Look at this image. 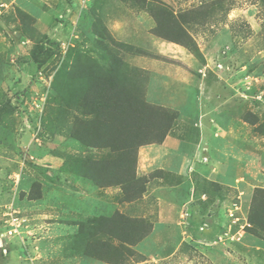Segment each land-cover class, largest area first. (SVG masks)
Instances as JSON below:
<instances>
[{"label": "rangeland", "instance_id": "obj_1", "mask_svg": "<svg viewBox=\"0 0 264 264\" xmlns=\"http://www.w3.org/2000/svg\"><path fill=\"white\" fill-rule=\"evenodd\" d=\"M0 264H264V0H0Z\"/></svg>", "mask_w": 264, "mask_h": 264}, {"label": "trees", "instance_id": "obj_2", "mask_svg": "<svg viewBox=\"0 0 264 264\" xmlns=\"http://www.w3.org/2000/svg\"><path fill=\"white\" fill-rule=\"evenodd\" d=\"M31 57L39 66L44 63L43 61H38L35 58L34 54H32ZM105 89L106 87H103V90ZM121 91L125 92L124 89H122ZM156 110H158L157 107L147 106V104H145L139 96L130 95L127 97H123L122 95H120L113 101L111 105H105L104 118L107 117L105 121L107 130L104 135V141L107 145L106 147L114 145V131L111 129V127H114L115 124H120L124 126L125 129L127 127V133H123L124 140L121 143V149L118 150L119 152H122L124 158H127L129 154H132V158L128 157L127 162L125 163V165H123V170L120 172L121 178L118 183L122 184L123 186L141 180H135V177L131 172L135 167L137 148L147 144L160 143L169 128V123L163 125L167 119V115L164 114L162 110ZM150 112L154 121L158 117H161L164 122L160 124L157 123V127L154 126L149 117ZM160 128L163 129L162 132L159 133ZM154 129H156V132L153 131ZM110 173V170L104 172V174L106 175L105 177L108 181H110ZM95 181H97L96 178ZM121 219L127 225L128 223L135 224L133 222H136V224H140V222L136 220H132L133 222H131L127 221L124 218ZM142 237L143 235L140 238Z\"/></svg>", "mask_w": 264, "mask_h": 264}, {"label": "built area", "instance_id": "obj_3", "mask_svg": "<svg viewBox=\"0 0 264 264\" xmlns=\"http://www.w3.org/2000/svg\"><path fill=\"white\" fill-rule=\"evenodd\" d=\"M9 221H10L9 223L10 229L8 230L7 233L11 235L12 233L14 234L16 232V228L19 226V224L17 222L18 220L15 217L11 218V220Z\"/></svg>", "mask_w": 264, "mask_h": 264}]
</instances>
